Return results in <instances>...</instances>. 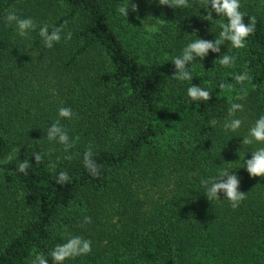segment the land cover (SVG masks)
<instances>
[{"label": "trees", "instance_id": "obj_1", "mask_svg": "<svg viewBox=\"0 0 264 264\" xmlns=\"http://www.w3.org/2000/svg\"><path fill=\"white\" fill-rule=\"evenodd\" d=\"M0 264H264V0H0Z\"/></svg>", "mask_w": 264, "mask_h": 264}, {"label": "rangeland", "instance_id": "obj_2", "mask_svg": "<svg viewBox=\"0 0 264 264\" xmlns=\"http://www.w3.org/2000/svg\"><path fill=\"white\" fill-rule=\"evenodd\" d=\"M12 20L18 22L17 18H14ZM141 24L148 31L155 32L159 28V25L161 24V18L152 9H147L142 14ZM60 102L62 104L64 102L63 99H61ZM15 154L16 153L14 151L11 152L5 157V159H3V162L7 161ZM231 172L232 170L230 169L227 171V173H231Z\"/></svg>", "mask_w": 264, "mask_h": 264}]
</instances>
